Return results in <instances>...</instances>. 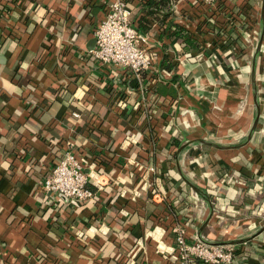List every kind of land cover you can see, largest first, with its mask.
Listing matches in <instances>:
<instances>
[{"label": "crops", "instance_id": "1", "mask_svg": "<svg viewBox=\"0 0 264 264\" xmlns=\"http://www.w3.org/2000/svg\"><path fill=\"white\" fill-rule=\"evenodd\" d=\"M131 1L138 27L158 41V65L166 69V58L174 64L166 69L170 80L158 82L178 93L173 99L161 94L153 116L137 121L120 117L112 106L88 48L103 15L99 0L90 6L88 0H0V264H173L146 238L130 263L128 255L158 223H184L189 237L208 240L240 239L264 224V36L252 83L264 0H171L159 8L149 7V0ZM44 7L45 20L39 22L36 11ZM184 53L190 54L180 60ZM257 101L259 121L248 138ZM93 115L102 121L90 134ZM131 129L140 141L131 153L157 165L169 199L157 202L145 191L134 201L119 197V186L107 176L100 201L74 208L41 191L42 178L70 142L87 152L111 139L107 148L115 151ZM214 141L241 142L225 149ZM181 171L207 192L217 223ZM115 176L131 188L137 182L125 170L110 177ZM210 178L229 185L231 202L221 197L223 207L217 205ZM79 231L93 242L76 238ZM163 241L174 244L171 231ZM262 245L264 232L233 245L247 254L235 264H264Z\"/></svg>", "mask_w": 264, "mask_h": 264}, {"label": "built area", "instance_id": "2", "mask_svg": "<svg viewBox=\"0 0 264 264\" xmlns=\"http://www.w3.org/2000/svg\"><path fill=\"white\" fill-rule=\"evenodd\" d=\"M99 1L103 6V15L94 29L96 44L89 50L98 69H101L99 83L108 92L112 106L118 110L120 117L127 115L135 121L138 119V112H143L141 116L152 115V112L158 109L161 98V93L156 88L158 80L164 82L171 78L170 72L158 65V41L154 42L150 30L143 31L138 28L134 20L136 6L131 4V0ZM194 1L206 4L214 2ZM246 35L249 40L253 38L252 31ZM187 55L189 53L180 60L186 59ZM72 115L80 118L82 113L73 110ZM98 119V116L93 115L89 121L90 127H94L97 121H102ZM89 136L90 141H93L94 137L90 134ZM139 143L138 132L134 129L128 131L115 149L123 151L120 152L123 155L122 162L118 167L105 171L99 168L97 160L88 151H77L74 143L70 142L59 161L54 163L42 178L40 189L55 197L63 194L67 198L65 205L74 208L86 200L100 201L99 193L105 192L106 189V182L102 177L107 176L108 183L112 180L119 186V197L134 201L145 191L154 201L163 202L169 199L171 192L161 189V176L155 163L131 153V147ZM117 169L125 170L134 176L137 180L135 186L131 188L119 182L118 176L113 177L114 179L110 177ZM168 231H171L175 239L171 246L163 241L164 234ZM75 237L84 244L93 242L89 241L88 235L83 231H79ZM145 238L154 240L157 251L164 257L171 258L173 264H235L241 261L233 245H209L200 238H191L187 234L185 224L176 222L171 227L158 223L149 229L145 236L133 245L128 255L129 263L137 255L135 249L144 246Z\"/></svg>", "mask_w": 264, "mask_h": 264}, {"label": "trees", "instance_id": "3", "mask_svg": "<svg viewBox=\"0 0 264 264\" xmlns=\"http://www.w3.org/2000/svg\"><path fill=\"white\" fill-rule=\"evenodd\" d=\"M170 1L171 0H149V3H150L149 7L152 6V4H156V5L158 4V8H159V5H165V6L169 5ZM88 2H89V6H90V5H92V3H94V0H88ZM131 4L136 6L133 1H131ZM39 8H41V6ZM42 9H44V11H42V12L40 10H39V12L36 11V15H37V18H38L39 22H42V21L45 20L44 19L45 18L44 14H45V12H47V11H45V9H47L46 7L42 8ZM138 28L140 29V27H138ZM180 31H181V29H180ZM184 54H186V53H184ZM162 67L171 71L172 68L174 67V64L172 62L168 61L167 58H166V59H164V61L162 63ZM158 91L161 94L165 95L166 98H169V99H173V98H176V96H178L177 95L178 93L176 92L175 88L169 87L167 85H164V83L162 84L160 82H158ZM62 94H64L63 90H62ZM141 112L137 113L138 118L143 113V112L142 113ZM152 126H154V125H152ZM95 127H97V125H94V127H91L89 129L90 134H92L94 132ZM164 127H165V124H164ZM173 129H174L173 126L169 124L168 125V131H172ZM159 131H160V128L158 129V132ZM109 135H110V137L115 138V135H114L113 131H111V134H109ZM110 140L111 139L103 140V143H100L98 145V147H100L101 149H98V147L96 146L97 148H94V149L91 148V149L88 150V152L92 156H94L95 159L97 160L99 168L102 169V170H105V171L106 170H110L113 167H118L120 165V163L122 162L121 159L123 157V155L121 154L123 151H114V150L112 151L110 149H106L107 148L106 146H108V141H110ZM175 142H177V141H175ZM117 154H120V155L118 156ZM125 154H129V153H125ZM248 183L251 184V182H248ZM208 185H209L210 193L212 194L215 202L217 203V205L219 207H223L222 204L224 203V200H225L226 197L228 198V201H225V202H231L229 197H228V194H226V192H225V190H227L226 188L229 185H226L224 181H220V180H217V179H214V178H210V180L208 182ZM231 185H230V187H231ZM253 187L254 186H252L250 188H253ZM118 192H120V190ZM118 192H117V194H118ZM221 197H223V199H222L223 203L220 202ZM161 224L164 225L163 223H161ZM234 247H235L236 253H237L238 257H239L238 259L245 260L247 258V254H245L242 249L237 248L236 246H234ZM262 247L264 248V245H262ZM100 255H101L100 252L95 253L96 257H98V256L100 257ZM200 264H202V263H200Z\"/></svg>", "mask_w": 264, "mask_h": 264}, {"label": "water", "instance_id": "4", "mask_svg": "<svg viewBox=\"0 0 264 264\" xmlns=\"http://www.w3.org/2000/svg\"><path fill=\"white\" fill-rule=\"evenodd\" d=\"M261 22H262V24H261V26L259 27V30H258V45H257V48H256V55H255V58H254V65H253L252 83H253L254 86L256 85V74H257V66H258V57H259V53H260L261 46H262V39H263V36H264V8H263V12H262V20H261ZM95 44H96V37L94 36L91 39L88 48L90 50L93 49ZM174 78L175 79L178 78V75H175ZM256 103H257V106H258V112H256V119H255L254 124L252 126V129H251V131H250V133L248 135V138L251 137L252 134L254 133V131H255L256 127H257L258 121H259L260 111H259L258 101ZM201 140L202 141H206L204 139H201ZM184 147H185V145H182L180 147V149H179V152ZM181 175H182V178L209 203V206L211 208L212 219L214 220L215 223H217V220L219 219V216L215 212L214 205H213L209 195L207 194V192L204 191L203 189H201L200 187L196 186L195 184H193V182L190 180V178H188L187 175L183 174L182 171H181ZM59 195L67 200V198L63 194L60 193ZM263 232H264V224L261 227H259L258 229H256L251 235H249L247 237H244V238H240V239H229V238H226V239H223V240H208V239L204 238L201 235L199 237H200V239H202V241H204L205 243H207L209 245L226 246V245H235L237 243H242V242L251 240V239L255 238L256 236H258L259 234H261Z\"/></svg>", "mask_w": 264, "mask_h": 264}, {"label": "bare ground", "instance_id": "5", "mask_svg": "<svg viewBox=\"0 0 264 264\" xmlns=\"http://www.w3.org/2000/svg\"><path fill=\"white\" fill-rule=\"evenodd\" d=\"M245 138V137H244ZM243 140V139H242ZM241 140V141H242ZM241 141H239V142H237V143H230V144H228V143H221V142H216V141H214V142H216L217 143V145L218 146H221V147H223V148H232V147H235L237 144H239ZM252 233V232H251ZM250 234V233H249ZM248 235V234H247ZM246 236V235H245ZM242 237H244V236H242ZM236 238H241V237H236Z\"/></svg>", "mask_w": 264, "mask_h": 264}, {"label": "rangeland", "instance_id": "6", "mask_svg": "<svg viewBox=\"0 0 264 264\" xmlns=\"http://www.w3.org/2000/svg\"><path fill=\"white\" fill-rule=\"evenodd\" d=\"M222 221H223L222 223H225L227 221V217L225 215H222ZM238 236H240V235H238ZM242 236H245V235L242 234L241 237ZM217 238H219V237H217Z\"/></svg>", "mask_w": 264, "mask_h": 264}]
</instances>
